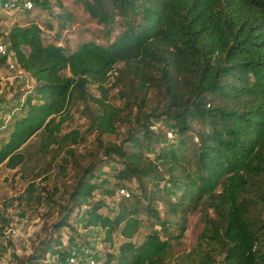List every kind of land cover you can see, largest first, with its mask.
<instances>
[{
  "label": "trees",
  "instance_id": "obj_1",
  "mask_svg": "<svg viewBox=\"0 0 264 264\" xmlns=\"http://www.w3.org/2000/svg\"><path fill=\"white\" fill-rule=\"evenodd\" d=\"M83 3L106 35L115 31L106 44L88 39L70 49L45 40L33 18L0 27V42L6 44L0 69L10 57L33 79L19 103L20 114L0 142V163L21 165L22 148L39 131L46 137L39 150L51 155L50 163L53 149L77 142V129L60 134L75 98L91 97L99 108L90 129L115 133L123 107L108 101L114 74L111 84L124 86L125 109L137 106V126L127 132V145H105V159L98 167L82 168L69 191L78 211L86 207L83 227L99 228L110 242L114 233L122 237L96 264H264V0ZM70 18L69 11L59 15L58 33ZM91 84L98 96L88 93ZM153 91L158 107L152 106ZM149 106L154 111H145ZM159 118L178 129L200 126L192 142L194 173L177 151L156 145L152 126ZM113 160L117 166L104 175L102 166ZM133 180L140 194L122 196L110 214L103 212L105 202L95 194L113 196ZM195 210L204 222L200 241L185 258L170 262L172 241L182 242ZM153 217L150 230L136 241ZM65 225L67 217L53 223Z\"/></svg>",
  "mask_w": 264,
  "mask_h": 264
},
{
  "label": "rangeland",
  "instance_id": "obj_2",
  "mask_svg": "<svg viewBox=\"0 0 264 264\" xmlns=\"http://www.w3.org/2000/svg\"><path fill=\"white\" fill-rule=\"evenodd\" d=\"M60 1L63 5L59 4V0H32L28 13L24 7L5 10L0 5V27L5 29L13 22L33 18L43 27L45 40L66 44L70 49L88 39L106 44L115 34V31L109 35L104 33L101 25L89 15L83 0ZM65 11L71 13V18L58 33L57 21ZM113 79L114 74L108 82V101L123 107L122 118L115 133L99 135L96 130L90 129L91 120L99 108L91 97L86 101L75 98L70 103V116L63 122L60 134L77 129L80 134L77 142L67 141L56 150L53 149L51 154H54L55 159L50 163L51 155H43L39 150L46 141L45 135L39 131L22 148L25 160L21 165L9 168L0 163V264H68L71 255L76 257L77 264H89L90 259L96 263L103 259L106 251L116 250L122 237L114 233L110 242L103 238L99 228L83 227L81 216L86 207L82 205L78 211V207L69 198V191L82 168L90 164L98 167L106 157L104 146L108 143L122 142L127 145V132L137 126L134 119L138 112L137 106L125 109V96L122 92L124 86L111 84ZM32 83L29 74L16 66L9 67L7 63L0 69V142L7 138L11 121L20 114L19 103ZM87 90L92 96L99 95L95 85H89ZM150 95L153 97L152 106H160L157 94L153 91ZM152 106L146 107L145 111H154ZM152 127L156 132V141H159L156 145L177 151L179 160L194 173L197 166L192 142L197 139L196 130L200 126L194 124L193 129H178L159 118ZM147 151L153 156L155 146ZM116 166L113 160L101 169L104 175H109ZM162 175L167 174L165 172ZM123 187L128 192L125 197L131 198L132 193L140 194L134 180ZM121 197L117 192L113 196L99 192L94 196L105 202L102 211L109 214ZM154 205L163 216L165 211L160 202ZM63 217H67L69 225L54 227L53 223ZM154 219L151 218L141 226L134 238L136 241L142 240ZM203 226L201 211L195 210L188 215L182 242L177 244L172 241L168 254L170 262L177 256L185 258L197 246ZM47 245L55 250H44Z\"/></svg>",
  "mask_w": 264,
  "mask_h": 264
},
{
  "label": "built area",
  "instance_id": "obj_3",
  "mask_svg": "<svg viewBox=\"0 0 264 264\" xmlns=\"http://www.w3.org/2000/svg\"><path fill=\"white\" fill-rule=\"evenodd\" d=\"M0 5L5 10H16L20 7L29 8L32 5V0H0ZM5 51H6V44L0 42V53H4ZM9 59L11 58L10 57L8 58V66L14 68L16 66L14 61L10 62ZM117 193L120 194L121 196H125V194L128 195V192L125 191L124 187L119 188ZM88 262L89 264H96L93 259H90ZM68 264H77V259L74 255L68 257Z\"/></svg>",
  "mask_w": 264,
  "mask_h": 264
}]
</instances>
